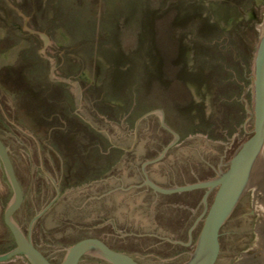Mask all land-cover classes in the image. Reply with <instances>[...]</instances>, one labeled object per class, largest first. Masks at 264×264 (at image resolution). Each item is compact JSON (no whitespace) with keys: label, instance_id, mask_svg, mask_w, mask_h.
Returning <instances> with one entry per match:
<instances>
[{"label":"rangeland","instance_id":"374dc122","mask_svg":"<svg viewBox=\"0 0 264 264\" xmlns=\"http://www.w3.org/2000/svg\"><path fill=\"white\" fill-rule=\"evenodd\" d=\"M263 26L264 0H0V137L24 191L14 219L51 261L87 236L147 264L190 258L217 187L162 192L147 178L178 187L227 170L254 128ZM161 113L179 136L166 151ZM12 195L0 160V253L15 246ZM255 240L256 226L232 264Z\"/></svg>","mask_w":264,"mask_h":264},{"label":"water","instance_id":"95a60500","mask_svg":"<svg viewBox=\"0 0 264 264\" xmlns=\"http://www.w3.org/2000/svg\"><path fill=\"white\" fill-rule=\"evenodd\" d=\"M162 124L175 134V139L165 147L166 151L179 136L164 122L163 114ZM0 159L13 190V195L4 210V222L15 239L14 247L0 253V262L16 255H23L31 264H55L34 244L14 219V214L24 201V191L10 150L1 137ZM149 161L143 162V167ZM147 180L153 188L162 192L205 186L217 187L207 209L195 250L190 258L181 264L216 262L232 264L240 251L253 241L255 197L258 190L264 187V36L261 38L254 66V128L252 134L230 159L227 170L216 178L178 187H160L149 178ZM206 195L207 193L205 199ZM85 254L98 256L113 264H147L126 252L114 249L96 236L83 237L73 243L61 264H79Z\"/></svg>","mask_w":264,"mask_h":264},{"label":"bare ground","instance_id":"6f19581e","mask_svg":"<svg viewBox=\"0 0 264 264\" xmlns=\"http://www.w3.org/2000/svg\"><path fill=\"white\" fill-rule=\"evenodd\" d=\"M255 210L258 214L256 240L247 251L241 253L235 264H264V187L258 190L255 197Z\"/></svg>","mask_w":264,"mask_h":264},{"label":"flooded vegetation","instance_id":"af4514ba","mask_svg":"<svg viewBox=\"0 0 264 264\" xmlns=\"http://www.w3.org/2000/svg\"><path fill=\"white\" fill-rule=\"evenodd\" d=\"M6 144V143H5ZM10 155H11V153H10ZM11 158H12V156H11ZM1 160V159H0ZM12 161H13V159H12ZM2 162V161H1ZM14 163V162H13ZM3 164V163H2ZM15 166V165H14ZM16 169V168H15ZM196 188H198V187H196ZM194 189L195 188H191V189H186V192L189 194V193H194ZM208 197V193H207V195H206V198ZM23 204V203H22ZM22 206V205H21ZM19 210V209H18ZM17 210V211H18ZM16 211V212H17ZM7 226V225H6ZM8 227V226H7ZM9 229V228H8ZM222 229V228H221ZM10 231V230H9ZM11 232V231H10ZM12 234V233H11ZM12 236H13V234H12ZM220 236H221V234H220ZM13 238H14V236H13ZM102 239V238H101ZM104 240V239H103ZM14 241H15V239H14ZM105 241V240H104ZM106 242V241H105ZM107 243V242H106ZM108 245H110L109 243H108ZM111 247H113L114 249H117V250H120V251H123V252H126L125 250H122V249H119V248H117V247H115V246H112V245H110ZM220 252H221V240H220ZM126 253H128V252H126ZM128 254H130V253H128ZM131 255V254H130ZM219 255H220V253H219ZM85 256V255H84ZM133 256V255H132ZM134 257V256H133ZM218 258H219V256H218ZM82 259V258H81ZM80 259V260H81ZM9 260V259H8ZM217 261H218V259H217ZM80 262V261H79ZM216 264H217V262H216Z\"/></svg>","mask_w":264,"mask_h":264}]
</instances>
